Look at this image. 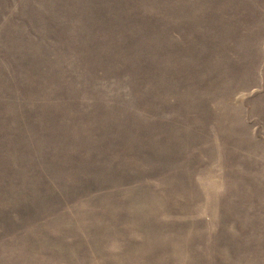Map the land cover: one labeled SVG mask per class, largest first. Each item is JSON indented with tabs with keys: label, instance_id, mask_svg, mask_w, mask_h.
I'll use <instances>...</instances> for the list:
<instances>
[{
	"label": "rangeland",
	"instance_id": "rangeland-1",
	"mask_svg": "<svg viewBox=\"0 0 264 264\" xmlns=\"http://www.w3.org/2000/svg\"><path fill=\"white\" fill-rule=\"evenodd\" d=\"M0 264H264V0H0Z\"/></svg>",
	"mask_w": 264,
	"mask_h": 264
}]
</instances>
